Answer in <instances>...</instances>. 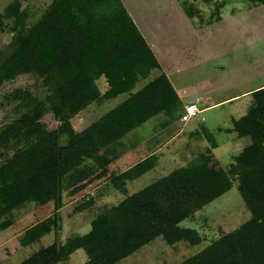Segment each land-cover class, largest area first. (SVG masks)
Returning a JSON list of instances; mask_svg holds the SVG:
<instances>
[{
  "label": "trees",
  "instance_id": "trees-1",
  "mask_svg": "<svg viewBox=\"0 0 264 264\" xmlns=\"http://www.w3.org/2000/svg\"><path fill=\"white\" fill-rule=\"evenodd\" d=\"M26 1L13 0L0 14V27L9 23L15 41L0 64V86L31 75L44 95L18 88L3 97L17 118L0 128V150L12 152L0 164V232L27 204H53L51 215L25 229L19 244L31 246L51 233L56 240L19 264H63L79 249L89 257L83 264H117L159 237L168 246L198 245L202 235L181 223L228 192L234 179L249 219L180 264H264V86L251 92L250 107L226 130L251 140L227 169L214 160L217 144L209 139L208 148L186 166L126 195V182L154 167L157 158L150 156L110 176L125 197L96 215L87 233L58 241L63 193L110 164L120 140L136 127L161 114L178 120L184 109L164 74L136 90L159 63L121 0H51L32 25L22 9ZM191 1L213 3L216 13L226 4ZM247 1L264 5V0ZM101 78L104 92L97 86ZM120 95L125 96L120 104L85 129H74L72 119L89 105ZM47 114L57 123L54 129L42 123ZM92 204L86 201L75 210L81 213Z\"/></svg>",
  "mask_w": 264,
  "mask_h": 264
},
{
  "label": "rangeland",
  "instance_id": "rangeland-1",
  "mask_svg": "<svg viewBox=\"0 0 264 264\" xmlns=\"http://www.w3.org/2000/svg\"><path fill=\"white\" fill-rule=\"evenodd\" d=\"M13 0H0V14L6 6ZM126 10L136 13L141 18L143 24L151 34L153 26L162 24V31L167 41V59L163 61L165 68L176 69L180 77L176 89L191 85L194 73L203 71L211 82L217 83L220 92L214 93L209 98V104L217 103L234 94H240L247 90L264 86V5H254L247 0H224V8L216 13V6L213 3L205 4L200 1L177 0L181 7L185 5L188 9L186 16H191L192 21L185 19L181 12H173L170 6L162 5L164 0H121ZM186 1V2H185ZM51 0H28L22 3V9L28 14V25L34 24L43 12L49 7ZM130 10V11H129ZM189 13V14H188ZM129 15H131L129 13ZM191 23V25H190ZM152 35V34H151ZM14 33L10 29L9 23L5 22L0 27V64L6 55L14 47ZM201 65H204L202 68ZM151 76H154L156 73ZM142 84L139 83L137 87ZM98 89L103 92L106 88L105 79L97 81ZM24 89L32 92L35 96L43 97L44 91L39 80L31 75L17 77L11 82L0 86V128L11 123L17 114L12 106L6 105L3 97L15 89ZM124 98V95L115 99L104 101L100 106H91L88 110L89 117L84 122L78 120L84 118V114L72 120V125L76 131L99 119L107 111L117 106ZM252 98H237V101L222 103L218 106L205 108L189 123L180 124L183 133L175 144L166 148L164 153L169 155L181 148L183 142L187 141V132L194 127L206 130L207 140H212L217 144L213 154L218 165L227 169L232 162V156L239 153L247 146L249 137L237 138L232 131H226L232 127V118H240L246 112L247 106ZM196 106L199 101L189 100ZM203 118V121H199ZM155 118L150 119L145 124L139 126L131 132L130 137L134 141L143 142L150 135L158 131ZM42 123L51 130L57 126L51 114H47ZM203 134H199L201 138ZM206 140V141H207ZM203 140V146H209ZM177 143L181 144L177 147ZM203 152L200 146H196L191 151L192 158L197 153ZM12 152L0 150V164L10 157ZM192 160V159H191ZM190 160V161H191ZM189 162L176 159L171 168L163 173L151 172L135 180L128 186V194L141 190L145 186L154 182L157 178L166 175L176 168L183 167ZM108 171L104 177H100L98 182L106 180ZM108 181V180H107ZM105 182V181H104ZM112 185L107 183L102 190H95L93 204L83 212L75 209L82 203L88 201L89 196L79 197L73 204L66 205L62 212V230L58 241L63 242L70 236H81L90 230V221L99 213L113 205H116L122 198L117 192L112 191ZM105 198L102 200V197ZM115 194V195H114ZM53 212V204L37 208L30 203L12 213L14 225L9 231L0 232V264H19L29 257L33 252L42 246L52 244L56 239L54 235L44 236L39 243H34L28 247H21L19 237L22 230L30 225L48 217ZM250 217L243 200L237 191V181L232 180V188L221 197L217 198L201 211L195 214L193 220H186L181 223L182 228L194 229L202 235L200 244L191 246L185 242H179L175 246H168L161 237L156 238L148 245L143 246L131 256L123 259L117 264H180L187 258L194 256L212 240L221 235L237 229ZM89 259L86 251L79 249L74 252L67 263L63 264H83Z\"/></svg>",
  "mask_w": 264,
  "mask_h": 264
},
{
  "label": "crops",
  "instance_id": "crops-1",
  "mask_svg": "<svg viewBox=\"0 0 264 264\" xmlns=\"http://www.w3.org/2000/svg\"><path fill=\"white\" fill-rule=\"evenodd\" d=\"M121 2L123 3V1H121ZM161 3L163 6L168 4L173 12L179 11L183 14L182 16L185 19L192 21L191 20L192 18H189L188 16L185 15L184 9L181 7V5L179 4V2L177 0H164V2H161ZM127 12H128V10H127ZM129 13L131 14L130 16H131L132 20L136 24L137 28L139 29V31L141 32V34L143 35L145 40L147 41L148 45L152 49V52L154 53V55H155V57L159 63V68L153 70L156 72L154 74V76H151V74L153 73V72H151V74L149 75L147 80L141 81L142 84L139 87H137V85L141 82H139L136 85V90L140 89L148 81L153 80L154 78H156L157 76H159L161 74H164L168 78V80L170 81L171 85L173 86L177 96L179 97V99L182 102L183 107L185 104H193L189 100L194 99L195 101H199V104L197 106L199 107L201 112L205 108L215 107V106H218L222 103H225V102H228L231 100L232 101L230 103H234L237 101V98H242V97L243 98H251L250 94H251L252 90H247V91L242 92L240 94L231 95L228 98L221 100L217 103L209 104L210 103L209 98L211 97V95H213L215 92L216 93L220 92V89H219V86L217 83L211 82V79L209 77H207V73H205V72H209L207 70L200 72V73H194V75L192 77L193 80L190 79L191 85L182 87L180 90H177L176 85L178 84L177 82H179V79H180V77L177 75L178 71L176 69L171 70V68H165L163 65V61H165V59H167L166 46H167V43H169V40L167 41V38L165 40V37L166 36L168 37V34L166 35L163 33L162 24L154 25L153 30L151 31V34H152L151 35L149 33L147 27H146L147 25L143 24L139 15L136 13H132V12H129ZM190 25H191V23H190ZM163 35H166V36L164 37ZM201 67L203 68L204 65H201ZM104 91H105V89H104ZM183 91H185V93H183ZM124 99H125V96H124L123 100ZM250 102H251V99H250ZM102 104L103 103H101V104L94 103V104L89 105L85 110H83L82 112L77 114L72 120H74L76 117H80L81 114H84L83 116H85V117L83 119L82 118L78 119L81 122H84L86 120V117H89V114H88L89 108L93 105L101 107ZM249 107H250V104L247 106L246 111ZM245 113L246 112H244V114ZM244 114H242L239 117H242ZM154 118L157 120L156 122H157V125L159 126L157 132H155L153 135H150V137L147 138L146 140H144L143 142L134 141V137H130L132 131L130 133L126 134L120 140L118 148L116 150V158L110 164H108L103 170L98 171L97 173H95L94 175H92L91 177L86 179L85 181L81 182L77 186H75V187L71 188L70 190L63 193V195H62L63 206L59 210L60 215H61L63 208L66 205L73 204V202L75 203L79 197H83V196L85 197L87 195V196H89V197H87L88 201H90L91 198H94L95 190H102V188H105L106 184L110 183L109 179H110V176L112 174L125 172V171L131 169L134 165L138 164L139 162L143 161L144 159H146L150 156H154L157 158L156 162L154 164V167L140 177H143V176H145L151 172L163 173V172H165L171 168L172 163L174 162V160L176 161V159L180 160L181 162L187 161V160L190 162L191 159H194L199 154V151H198L196 156H194L193 158L191 156V151L196 146H200L203 149V152L208 148V145L203 146V140H205V141L207 140V137H205L207 135L206 130H201L199 132L198 129L196 127H194L193 129H191L187 132V138H186L187 141L183 142V144L181 143L182 144L181 148L178 149L175 153H171L169 155H166L164 153L166 148L168 149V147L170 145L175 144V142H177L178 140H184V138H182V139L179 138L182 134H184L183 133L184 127L179 128V125L181 124L179 121L180 119L173 120L172 118L165 116L163 114L158 115ZM151 119H153V118H151ZM237 119H239V118H237ZM237 119L232 118V121L237 120ZM198 120L203 121V118H199ZM145 123H143V124H145ZM87 126L83 127V129H85ZM138 127H136V128H138ZM199 134H203V136H201V138H200V137H198ZM206 142L208 143V140ZM250 142H251V140L248 141L247 145H249ZM181 144L177 143V147H179ZM213 151H214V149L212 150V155L214 157V160L217 161V159L215 158V156L213 154ZM189 162H187L183 165L186 166ZM107 171H108L109 175H108V177L105 178L106 179V180H104L105 182L104 181H102V183L98 182V180H100V177H102V176L104 177V174ZM166 175H164V176H166ZM161 177H163V176H161ZM161 177H159V178H161ZM139 178H136L132 181L126 182V185H125V190H126L125 194L126 195H131V194H134V193H137L138 191H140V190H138L136 192H132V193L128 194V190H127L128 186L132 185L133 182ZM159 178H157V179H159ZM112 191L119 193V195L121 196L122 199L125 197L124 193H121V192L115 190L114 188L112 189ZM105 195H107V194H104V197H102V200H104ZM10 228H8L4 231H9ZM27 228H25V229H27ZM25 229H23L22 232Z\"/></svg>",
  "mask_w": 264,
  "mask_h": 264
},
{
  "label": "built area",
  "instance_id": "built-area-1",
  "mask_svg": "<svg viewBox=\"0 0 264 264\" xmlns=\"http://www.w3.org/2000/svg\"><path fill=\"white\" fill-rule=\"evenodd\" d=\"M183 93H185V91H183ZM183 109V114L179 120L182 124L190 122L201 113V110L195 104H185Z\"/></svg>",
  "mask_w": 264,
  "mask_h": 264
}]
</instances>
